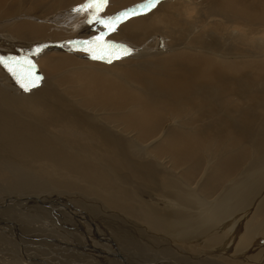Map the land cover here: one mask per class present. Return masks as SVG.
<instances>
[{
    "label": "bare ground",
    "instance_id": "bare-ground-1",
    "mask_svg": "<svg viewBox=\"0 0 264 264\" xmlns=\"http://www.w3.org/2000/svg\"><path fill=\"white\" fill-rule=\"evenodd\" d=\"M46 1L0 0L3 34L10 30L22 38L49 39L44 56L29 59L41 77L30 91L0 69L8 82H0V154L19 159L17 167L10 161L0 167L11 188L0 189L6 197L0 206L14 209L0 212V254L10 255L0 261L111 264L102 249L109 257L121 255L124 264H264L259 201L244 206L249 190L257 187L253 172L262 167L257 168L260 162L253 155L260 151L252 152L246 167L242 162L264 131V0H161L147 14L120 23L107 38L138 50L111 63L77 47H58L56 41L74 28L71 22L40 30V20L49 17L42 8ZM109 1L121 12L135 0ZM189 10L196 13L193 19H186ZM155 32L153 40L159 43L149 51L145 43ZM213 45L240 60L217 58L221 49ZM18 59L13 66L19 69L23 62ZM244 70L257 73L261 84L255 85L250 73L240 77ZM251 100L252 106H246ZM124 176L129 180L120 183ZM18 189L25 192L17 194ZM92 201L100 210H92ZM50 212L74 224L81 213L87 216L84 212H120L117 216L137 224L132 228L140 249L129 245L123 230L93 227L91 234L92 220L78 219L81 230L73 237L59 227V219L53 230L40 226L36 215L51 224L55 215ZM26 222L56 236L54 244L72 245L65 250L55 245L57 250L43 239L39 249L40 239L11 234V229H26L17 224ZM182 239L192 246L181 245V256L164 250L168 241ZM145 246H159L162 252L156 255Z\"/></svg>",
    "mask_w": 264,
    "mask_h": 264
},
{
    "label": "rangeland",
    "instance_id": "rangeland-1",
    "mask_svg": "<svg viewBox=\"0 0 264 264\" xmlns=\"http://www.w3.org/2000/svg\"><path fill=\"white\" fill-rule=\"evenodd\" d=\"M41 1H45V0H41ZM55 1L56 0H48V1H46L45 3H44V5L43 4H40V6H42L43 5V9H46V10H48V14H49V17H45V20H40V22H42V23H40V26L42 27L40 30H44L45 31V29L43 28V27H46V26H49V27H51V28H53V27H55V26H64L65 25V23H67V22H71V24L72 25H70L71 27H74V28H72V30H69L68 31V35H69V37H64V39L62 38V40L60 39V40H57L56 42H61V44L59 43V46L58 47H62V48H66V49H69V48H76V49H79V50H82L81 48H79L80 46L79 45H72V44H70V43H68L69 41H82V40H91L92 38H94V37H96V36H98L97 34L99 33H101V32H105L106 31V29L104 28V26L102 25V24H96L95 22H93V23H91V24H88V23H86V21L88 20V19H90V14H89V12L88 11H82V12H74V11H72L74 8H76L77 6H78V4L79 5H81V4H83L84 3V0H60L59 1V4H55ZM67 1V2H66ZM69 1V2H68ZM139 1V0H138ZM138 1L137 0H135L134 2H131L129 5H131V7H129V8H132L133 6H135V5H137V4H140V3H142L141 1L142 0H140L139 2L140 3H138ZM65 2V3H64ZM50 3V4H49ZM61 3H62V6L64 7H62L61 6ZM72 3V4H71ZM45 4H49V6L48 5H45ZM55 4V5H54ZM68 6V8L66 7V5ZM29 5V4H28ZM51 5V6H50ZM73 5V6H72ZM108 5V7H109V9L107 10V9H105L106 8V6ZM106 6H105V8L103 9V11H100V12H98L99 14V16L101 17V18H107V17H109L110 15L111 16H116L117 14H119L120 12H118L119 11V9H117V7L113 4L112 5V3L108 0V4H107ZM54 6V7H53ZM70 6H72V7H70ZM51 7H52V9H51ZM190 6H188V9H193L194 7L193 6H191L190 8H189ZM42 8H38L37 10H41ZM62 8V9H61ZM36 10V11H37ZM67 10V11H66ZM36 11H35V13H36ZM106 11V12H105ZM52 12V13H51ZM61 12V13H60ZM86 12H88V13H86ZM191 12V10H189L188 11V13L186 14V19H193L195 16H196V13H195V11H193L194 13H190ZM62 15V16H61ZM191 15H195L194 17L193 16H191ZM37 17H39L38 15H36ZM134 17H139V16H134ZM169 19L171 18V17H168ZM167 17H166V20H169ZM62 19V20H61ZM22 20V18L21 19H19V21H21ZM55 20V21H54ZM52 21V22H51ZM58 23H57V22ZM60 21V22H59ZM0 22H1V20H0ZM64 22V23H63ZM47 23H49V24H47ZM47 24V25H46ZM52 24V25H51ZM76 24V25H75ZM95 28H97L96 30H95ZM118 28V27H117ZM6 28H4V26H2L1 24H0V36H2V35H4L5 37H7L8 38V41L6 42L5 41V39L4 38H1L0 37V44H2V45H0V58H4L6 61H13L14 59H18V60H20V62H24L25 60H27V57H28V60L29 59H35V60H37V58L38 59H40L42 56H44V54H45V52H46V46L44 47V45L48 42V40L49 39H47V40H44V38H42L41 36L42 35H36V36H31V37H28V38H22V35H15V34H12V33H10V30L7 32V33H5V34H3L2 33V30H5ZM8 29V28H7ZM56 29H58L59 30V28H56ZM79 29V30H78ZM99 29V30H98ZM205 30V29H204ZM96 31V33H92V32H95ZM206 31H208V29L206 28ZM74 32V33H73ZM116 32V31H115ZM114 32V33H115ZM75 33H78V34H80V36H76L75 35ZM114 33H111V34H109V35H107V36H105V39L106 40H108L110 37H112V35H114ZM157 33L155 32V34H154V36H153V38H148L147 40H152V41H146L147 43H145L146 44V46H147V49L150 51V50H153L154 48H155V46L159 43V41H157V40H153L154 38H155V35H156ZM91 35H93V36H91ZM206 35V34H205ZM89 36V37H88ZM68 38H70V39H68ZM108 38V39H107ZM160 38L161 39H163L164 41L166 40L165 38H162V36H160ZM72 39V40H71ZM159 39V38H158ZM146 40V38H145V35H143V40H140L139 41V43L140 42H142V41H145ZM202 41H204L203 39H201ZM200 40V41H201ZM108 41H110V40H108ZM126 41L127 42H130L128 39H126ZM53 42V41H52ZM56 42H53V44H57ZM63 42H67L66 44H64ZM112 43H117L118 45H123V43H121L122 41H119V40H116V41H111ZM204 43V42H203ZM205 43H208V41L206 40V42ZM204 43V44H205ZM210 43V42H209ZM140 45H142L141 43H140ZM139 45V46H140ZM208 46H210V44H207ZM54 46V45H53ZM52 46V47H53ZM124 47H125V45H123ZM214 46V45H213ZM215 48L217 47V48H219V49H221V50H219V53H218V55L220 54V55H222L223 56V60L225 59H227V60H234V61H239L240 60V58H236V57H233V58H230V57H226V56H224V55H226L227 54V51H225V52H223L224 50H222V48L221 47H218V46H214ZM130 48V49H129ZM139 48V47H138ZM211 48H212V46H211ZM210 48V49H211ZM37 49H40V51H39V53L38 54H34V53H36V50ZM45 49V50H44ZM127 49H129L130 50V53H133V52H136V51H138L137 49H135V48H132V47H129V46H127ZM179 49H185V48H179ZM133 50V51H132ZM139 50H140V48H139ZM140 51H144V50H140ZM184 51H188V50H184ZM212 51V50H211ZM19 52H21V53H19ZM188 52H191V51H188ZM212 52H214V50L212 51ZM222 52V53H221ZM17 53V54H16ZM129 53V54H130ZM21 54V55H20ZM31 55V56H29V55ZM218 55L216 56L217 58H222L220 55H219V57H218ZM23 56H25V57H23ZM40 58H39V57ZM16 57V58H15ZM22 57V58H21ZM24 58V59H23ZM251 59L253 58V57H250ZM249 58V59H250ZM255 59H258V57L256 56V57H254ZM260 58V57H259ZM23 59V60H22ZM22 60V61H21ZM137 66H139V67H145V66H147V64H143V66H141V65H137ZM0 69H2L3 71H7L8 73H9V71L3 66V65H0ZM5 69V70H4ZM5 71V72H6ZM246 74H245V73ZM250 72L249 71H241L240 73H238V74H242V75H239L240 77H242V76H247V74H249ZM10 74V73H9ZM251 74V73H250ZM255 74H257V73H254L253 75L251 74V80H252V82L255 84V85H257V84H261L260 82H262V79L260 80V78L261 77H257V76H255ZM1 79H0V82L1 83H6V85L8 84V82L6 81V80H4L3 79V77H0ZM254 79V80H253ZM260 81H259V80ZM247 80V79H246ZM3 81V82H2ZM135 90H139V89H137V88H135V87H133ZM259 90V88H256V89H254V91H258ZM252 104H253V101L251 100V102L250 103H248L246 106H252ZM240 103H238L237 104V106H239L240 108L243 106V105H241ZM262 133V134H261ZM261 136H263V138H264V131H262V132H260L259 133V135L257 136L258 137V139L257 140H255L254 138L256 137H253V139L255 140L254 142H253V144L250 146V152H249V154L248 155H246V158L244 159V160H242V162L244 163V167H246V165H248L249 164V162H251V160H252V152L253 151H260V155H253V157L256 159V163L258 164V162H260L259 163V165H258V167L257 168H260V167H262L261 169H257V170H255L253 173H255L256 175H257V181H256V179L254 180L255 181V185L257 186L256 187V190L254 189H251V190H249V192H250V197H248L247 199H245L246 201H244L245 203H244V206L246 207V208H249V207H251V206H253V201L254 200H258L259 202L257 203V205L255 206V208L258 210V213H260L261 215H263L264 216V207H262V205L264 206V145L262 144V140H263V138L261 137ZM261 137V138H260ZM257 146V147H256ZM255 147V148H254ZM258 148V149H257ZM261 149H262V151H261ZM250 155V156H249ZM4 161H10L11 163H10V167H17V164H18V162H19V159L17 158H12V161H11V159H10V154L9 153H6V152H4V153H1L0 154V167H2V166H4L3 165V162ZM247 172V171H246ZM6 174L5 173H3V172H1L0 171V189H4V191H6V192H8V191H10L11 190V188H10V185H8L9 184V181H7V180H5V176ZM246 176H248L249 177V175H246ZM250 179V181H251V178H249ZM129 179L127 178V176H124V177H122V178H120V183H121V181H128ZM249 181V180H248ZM257 182V183H256ZM10 183H11V181H10ZM258 184V185H257ZM129 184H127V186H128ZM6 188H8V189H6ZM1 191V190H0ZM15 192H17V194L18 193H22V192H25V191H23L22 189H18L17 191H15ZM253 192V193H252ZM0 198H6L5 197V194H3V193H0ZM65 198H68V195H66L65 196ZM0 203H3V202H1L0 201ZM4 204V203H3ZM87 204L89 205L90 203H88L87 202ZM93 204H96L95 203V201H92L91 202V204L89 205V206H91L92 207V210L94 211V210H97V209H99L98 207H95V206H92ZM34 206H36V205H34ZM59 206V205H58ZM260 206V207H259ZM59 207H61V206H59ZM95 208V209H94ZM261 208V209H260ZM14 209L12 208V207H10L9 209H7V208H4V207H1L0 206V212H14L13 211ZM18 210V212H25V210L24 209H22V208H18L17 209ZM28 210H31V209H28ZM100 210V209H99ZM262 210V211H261ZM251 212H254V209L251 211ZM51 214H54L55 215V217H51L50 218V220L52 221L51 222V224L50 223H47V221H46V217H44L43 215H41V214H37L36 215V218H37V221H38V223H39V225L40 226H42V227H44V228H46V226H45V224L49 227V228H51L52 230L53 229H55V227H56V225L58 226V223H57V221H56V219H59V227L60 228H62L63 230H65L66 232H68L69 233V235L71 236V237H73V236H75V234H74V231L76 230V231H78V232H80V221L82 222V220L83 221H85V222H91V220H92V225L93 226H91L90 225V227H92V231H91V234H93L95 231H93L94 230V228L93 227H96V229L98 230V231H100L101 229V231H103V230H112V227L114 228V229H117V230H123L124 232L123 233H121L122 235H124V236H126V238L127 239H125L128 243H129V245H133V248H135V249H140V244H138L139 243V241L140 240H138V241H135L136 240V237H137V235L136 234H138L137 232H135L134 231V228H132V226L133 227H136V228H138V226H136L137 224L133 221V223H132V220H131V218L129 217V220H127V219H125L124 217H123V215H118L117 216V214H120V212H84L85 213V215H87V216H84L82 213H81V216H83V217H79L78 219L80 220H78V219H76V221H75V224L74 223H72L73 221H74V219H70V218H67V217H65V216H62L59 212H50ZM93 213V214H92ZM99 213V214H98ZM106 213V214H105ZM116 213V214H115ZM23 214H25V215H27V214H30L29 212H25V213H23ZM58 214V215H57ZM88 214H89V216H88ZM97 214V215H96ZM109 214V215H108ZM39 215V217H37ZM99 215H101L100 217H99ZM104 215L106 216V217H104ZM114 215V216H113ZM42 216V217H41ZM57 216V217H56ZM61 216V217H60ZM98 216V217H97ZM94 217H96V219L94 218ZM15 219L14 220H18V216L17 217H14ZM41 220H40V219ZM43 218V219H42ZM64 218V219H63ZM66 218V219H65ZM99 218V219H98ZM110 218V219H109ZM88 219H90V220H88ZM95 219V220H94ZM119 219H121V220H119ZM125 219V220H124ZM44 220V221H43ZM93 220H94V222H93ZM98 220H100V221H98ZM103 220V221H102ZM123 220V221H122ZM22 221H25V218H23L22 219ZM40 221L42 222V223H40ZM68 221V222H67ZM71 221V222H70ZM119 221H121V222H119ZM128 221V222H127ZM131 221V223H129ZM44 222V223H43ZM118 222V223H117ZM62 223H64V225H62ZM83 223V222H82ZM113 223L115 224V225H113ZM136 225H135V224ZM19 226H22V227H24V228H26V229H22V228H20V229H11V234L13 235V236H23V237H25V238H28V237H35V240H38V239H40V240H38L39 242L38 243H36V247H38L39 249L41 248L40 247V242H42V240L43 239H47V240H49V241H51V244H50V242H49V245H54V247H52V248H57V250H59L58 249V246H59V248H62L63 247V249L64 248H69V245H72L71 243L69 244V243H64V242H61L60 240H59V243L58 242H55V244H54V241H56L57 240V237L56 236H51V235H47V234H45L38 226H36V225H33V224H31V223H17ZM68 226H67V225ZM74 224V225H73ZM96 224V225H95ZM100 224V225H99ZM103 224V225H102ZM107 224H109V225H107ZM116 224H120V225H116ZM132 224V225H131ZM86 225H87V223H86ZM89 225V224H88ZM102 225V226H101ZM130 225V226H129ZM72 226V227H71ZM121 226V227H120ZM130 227V228H129ZM111 228V229H110ZM124 228V229H123ZM100 229V230H99ZM26 231H30V234H26L25 232ZM129 231V232H128ZM134 234H133V233ZM129 233V234H128ZM136 233V234H135ZM65 234V233H64ZM128 234V235H127ZM7 235L9 236V238L11 239V241H12V239H13V237L9 234V233H7ZM121 236V235H120ZM128 236V237H127ZM132 236V237H131ZM31 238V239H32ZM61 238V237H60ZM108 238V237H107ZM121 238H122V236H121ZM70 241H72V240H70ZM171 242V243H170ZM132 243V244H131ZM55 245H58V246H55ZM63 245H65V246H63ZM181 245L182 246H186V245H188V246H192V245H189V244H187V243H185L184 241H183V239L181 240V241H175V240H170V241H168L167 243H166V246H164L163 248H164V250H166V249H168V250H172V252L174 251V253H176L177 252V254H178V256H181V254H180V249H182V248H180L181 247ZM32 246H35V245H32ZM32 246H30V248H33ZM110 247H113V246H111V245H109ZM146 248H149L150 250H152L156 255H159V254H161L160 252H162L161 251V247H159V246H154V247H147V246H145ZM158 247V248H157ZM178 247V248H177ZM132 248V247H131ZM143 248V246L141 247V249ZM153 248H156V249H153ZM166 248V249H165ZM34 249V248H33ZM175 249V250H174ZM65 250V249H64ZM98 251H99V249H97ZM163 250V249H162ZM168 250H166L167 252H169ZM158 253H157V252ZM99 252H101V254L103 255V258L104 259H106V260H109V262L111 263V264H115V263H118V260H117V258L120 260V262H121V264H124V259L122 258V256L121 255H119V254H117V256H115L116 258H114V257H109V256H107L106 254H105V251H103L102 252V249L99 251ZM112 254H116V253H113L112 252ZM194 254H197V253H194ZM0 260H6V259H10V255H7L6 257H3L1 254H0ZM121 257V258H120ZM25 258V256L24 255H22V259H24ZM27 258V257H26ZM2 260V261H3ZM25 261L27 260V259H24ZM2 261H0V264H4ZM7 261V260H6ZM45 261V260H44ZM2 262V263H1ZM46 262V264L48 263V264H50V262H47V261H45ZM51 264H53V263H51Z\"/></svg>",
    "mask_w": 264,
    "mask_h": 264
},
{
    "label": "snow or ice",
    "instance_id": "snow-or-ice-1",
    "mask_svg": "<svg viewBox=\"0 0 264 264\" xmlns=\"http://www.w3.org/2000/svg\"><path fill=\"white\" fill-rule=\"evenodd\" d=\"M161 0H142V3L133 6L132 8L122 10L116 16H109L107 18H101L98 12L103 11L108 4V0H84V3L74 8V12L88 11L90 19L86 23L102 24L106 29L105 32H101L98 36L91 40L82 41H69L72 45H79L81 49L89 53L92 59L106 60L111 63L113 59H120L121 55H128L130 50L123 45L112 43L105 39V36L114 33L120 23L131 19L134 16L145 15L154 9ZM40 49L36 50L38 54ZM100 54H97V53ZM107 52L105 55L104 53ZM19 64V61H6L4 58H0V65H3L10 74L16 79L17 83L24 91H30L31 88L36 87L38 81L41 79L35 73V65L31 60H25L20 68H16L13 65Z\"/></svg>",
    "mask_w": 264,
    "mask_h": 264
}]
</instances>
